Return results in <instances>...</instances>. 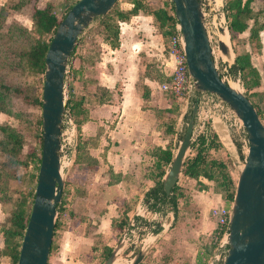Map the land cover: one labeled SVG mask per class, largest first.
<instances>
[{"label": "rangeland", "instance_id": "obj_1", "mask_svg": "<svg viewBox=\"0 0 264 264\" xmlns=\"http://www.w3.org/2000/svg\"><path fill=\"white\" fill-rule=\"evenodd\" d=\"M73 1L74 0H30V2H22L21 0H0V83L5 85H17L27 92L32 90L37 91L39 89L42 76L40 79L39 75L28 70L19 57L20 51L28 46L30 39L37 37L31 25L33 7H43L46 4H50L57 18L60 19L64 9ZM123 1L127 2L128 0H117L116 5L114 4L115 7L119 8L118 4ZM143 1L148 7L156 8L162 6L166 0ZM167 1L169 2V0ZM251 6L253 11H255L260 4L254 1ZM204 12L206 13V21H209L211 35L214 40L218 41L217 35L220 32L219 24H221V22H219V20L221 12L224 14L225 22H227L224 0H221L218 6L214 5L213 0H205ZM97 19L92 21L91 27ZM249 23H251V21H249ZM20 28H25L26 31H21ZM94 29V33H96L95 31H97V28ZM157 33L159 32L157 31ZM245 35L244 33L238 35L239 41L236 47L240 50L245 49L249 57H251L250 60L253 58L252 61L254 62V57L259 55L260 50H257L256 47L251 45L247 38H245ZM160 42L162 45L161 47L164 49V45L166 47L167 42L165 37L164 40L161 37ZM228 48L230 49L229 57L222 56L218 51L214 52L216 57L215 64L220 71H222L221 62L230 63L235 56L230 40L228 41ZM6 50H8V52H6ZM69 60L66 73V97H68V93L72 88L70 72L73 66L74 56L72 55V58ZM163 63L166 71L169 72V66L165 62ZM222 73H224V71ZM229 79L231 81H237L240 90L245 92L241 85L240 78L238 80L235 76ZM161 83L162 82L157 83L158 87L156 86V91L154 93L155 100L157 101V99L160 98L162 101L163 98L167 101L168 105L169 103L173 104L172 108H177V113L173 118V135L171 136V152H174L182 137L184 126L189 116V108L181 114L183 109L179 105V101L176 100L172 94L161 92ZM250 99L252 102H262L264 99V92L260 91L257 92V95H250ZM156 113L159 120L163 119V115H165L164 109H157ZM203 115L204 112H201L199 117ZM38 119L40 120V110L37 106L26 104L20 97L11 93L0 92V125L8 124L14 127L21 141L20 149L15 150V153H13L10 158L0 148V195H3V198H9V195L12 196V201H10V204H5L4 210L7 209L9 211L12 209L15 202L25 196L28 189L34 188L35 186L36 180L34 176L37 174L36 166H38L37 162H35V158H38V154H40V145L35 139V135L38 133ZM213 119V126L216 130L215 133L217 134L218 132L221 142L223 143L221 144V149H219L215 155L217 157L224 156V154L228 156L226 150L228 139L225 136L223 123L217 117ZM170 120L171 118H166L168 124H170ZM261 122H264V120ZM207 123L206 129L213 130L210 119ZM195 134H197V128ZM229 136L234 139V147L236 152H238L235 144L236 142L238 143L237 137L235 135L232 136L231 133ZM193 137L196 139L195 136ZM30 149H35V156L31 158L28 156ZM231 152L233 151L231 150ZM191 154H193V152L189 146L185 159ZM240 159H242V157H240ZM90 169L86 180L84 179L86 177L84 172L79 173L76 171L73 175V180L78 182V184L82 181L84 185L87 183L86 188L82 185H76L77 183H73L68 174L64 176V181L66 183L68 182L69 185L67 189H65L64 196L67 200H65L66 204L62 208L64 213L59 218V226L52 233L51 247L47 259L48 264H101L106 258L104 257L106 254V249H104V247H107L106 243L113 245L111 250L118 243L116 234L112 238L113 241L110 240V230L107 228L108 221L106 222V220H103L104 218H98L100 215L96 216V214L92 212H97V214L100 212V214H102L103 209H107L106 207H108V209L114 213V211L116 212L117 210L116 207L120 205V202L119 200H111L106 204L101 197V192L104 190L102 186L106 180V178L102 177L107 174L106 167L100 164ZM229 170L232 178L236 181V168L231 162ZM182 178L180 174L177 180L180 185L183 183ZM210 183L211 184L208 185L212 186V182ZM185 185L187 186L185 194L177 198L174 209L168 201L158 203L153 208H150V205H148L151 212L141 224L139 223L140 226L144 228L139 230L141 239L144 238L143 244L150 239V236L152 237L148 243L150 246L144 257L145 260L152 261L155 259L157 264H191L192 257L195 254L196 264H203L204 261L201 260L210 252V246H208L210 228L205 226L207 222H199L196 220L195 206L192 204L191 196L188 193L192 190L200 189L193 181L189 184L185 183ZM82 194L85 195L84 199L76 198V196ZM13 199H15L14 204ZM67 201L69 203H67ZM70 208L75 211L72 212L73 216L68 214V211L70 213ZM131 209H129V212ZM4 210L3 212L5 213ZM5 217L6 216L3 214L2 218L0 213V227ZM118 217L119 216H117L116 219ZM125 221L126 217L123 225ZM112 225L115 226L116 224L112 221ZM149 232L152 234L147 236L146 234ZM1 239L2 237L0 235V244ZM140 248L141 243H137L134 249L131 245H126L122 248L121 252L116 255V264H127ZM130 251H132V253H130ZM0 264H10L9 258L0 255Z\"/></svg>", "mask_w": 264, "mask_h": 264}, {"label": "water", "instance_id": "obj_2", "mask_svg": "<svg viewBox=\"0 0 264 264\" xmlns=\"http://www.w3.org/2000/svg\"><path fill=\"white\" fill-rule=\"evenodd\" d=\"M116 1L76 0L59 20L50 37L43 58L40 89L41 142L36 183L15 264H47L57 215L56 205L61 200L66 176L60 166V151L70 53L92 21L105 15ZM169 2L172 3L173 18L180 30L186 71L192 80L194 98L182 137L176 150L171 152L170 162L161 177L162 190L168 196L181 174L186 152L194 139L193 128L199 112L198 98L207 95L241 125L247 144L244 156L240 159L236 151L231 152L233 142L225 133L228 139L226 150L237 176L229 206L226 252L219 264H264V125L245 93L228 83L231 81L229 78H234L229 73L233 60L230 63L222 61V71L216 67L204 17L205 0ZM219 22V31H227L222 12ZM217 42L219 53L229 57L228 45L219 40ZM185 110L183 108L181 114ZM214 117L217 116H211L210 120L216 132ZM72 130L74 132V127ZM216 135L221 141L218 132ZM119 245L117 243L112 248L101 264H112ZM149 246L142 245L129 264H140Z\"/></svg>", "mask_w": 264, "mask_h": 264}, {"label": "crops", "instance_id": "obj_3", "mask_svg": "<svg viewBox=\"0 0 264 264\" xmlns=\"http://www.w3.org/2000/svg\"><path fill=\"white\" fill-rule=\"evenodd\" d=\"M118 6L125 11L130 8V3L123 1ZM242 33L246 34L247 38L248 32ZM160 39L161 35L157 33L152 17L138 12L119 23L117 47L110 48L100 36H95L77 48L73 55L72 67H79L80 73H77L71 82V92L73 98H82V105L87 111V119L80 127L81 135L94 141L93 145L90 144L88 153L95 159L96 165L102 164L106 167L107 174L102 177L106 180L102 186L104 190L101 192L104 203L107 204L111 200L120 202L114 213L108 207L103 209L102 214L92 212L96 216L100 215L98 218L108 221L107 228L110 230L111 241L116 232L112 227V221L123 212L127 215L135 202L142 199L145 192L154 185L156 172L154 150L157 147L164 148L167 143V113L164 112L166 116L163 115V119L159 120L156 111L168 108L170 103L168 105L163 98L162 101L160 98L156 101L154 93L158 83L157 73L168 75L172 71L173 61L163 51ZM259 40V55L254 57V62L253 58L250 61L260 76L256 92H264V29L259 32ZM92 47H95L98 53L93 58L82 61L80 65L79 55H89ZM163 62L169 66V72L166 71ZM101 89L109 93L108 102H98ZM230 139L233 142L234 139L231 137ZM232 144L234 152L236 149L234 143ZM237 150L238 156L243 157L244 151L240 147H237ZM92 167L82 163L69 177L73 183H77L76 185L86 188L87 183L84 185L82 181L78 184L73 180V175L76 171L84 172L86 180ZM200 181L207 187L188 193L195 206L196 220L207 222L205 226L211 231L214 224L209 217V209L225 205V202L220 194L208 185L210 182L202 178ZM190 182L191 180H188L187 183ZM76 198L84 199L85 195H78ZM70 210L75 212L74 209ZM0 213L3 218L5 213L1 205ZM0 235L2 237L1 232ZM106 244L107 247L113 246L110 243ZM195 261L194 254L191 264H196Z\"/></svg>", "mask_w": 264, "mask_h": 264}, {"label": "trees", "instance_id": "obj_4", "mask_svg": "<svg viewBox=\"0 0 264 264\" xmlns=\"http://www.w3.org/2000/svg\"><path fill=\"white\" fill-rule=\"evenodd\" d=\"M22 2H30V0H21ZM36 1V0H34ZM74 0L69 4L63 11L61 18L64 16L68 8L75 2ZM257 1L260 6L258 9L253 11L251 4ZM130 3V8L128 10H121L118 7H112L105 15L99 17L97 21L90 26L85 33L77 40V43L70 53V57L75 54L76 49L83 46L86 42L91 41L95 36H100L102 41L108 44L110 48H115L118 46V34H119V23L124 22L130 18V16L137 14L138 12H143L152 17V23L161 35L164 40L172 34L174 30V18L172 12V3L167 0L162 6L151 8L143 0H128ZM224 10L226 12L227 19V31L229 40L232 42V50L234 52L233 63L229 68V73L232 77L240 78L241 85L245 90V95L250 99V95H257L256 88L259 87L260 76L257 69L252 65L248 52L245 49H237L236 45L238 44L239 37L242 32L247 31L248 42L256 47L257 50L260 49V40L259 32L264 29V0H224ZM60 18V19H61ZM53 10V7L50 4H46L43 7H33L31 14V25L33 30L36 32L37 37L30 39L28 46L24 48L19 53V57L22 60L24 66L31 70L33 73L39 75L41 79L42 72L44 69L43 58L48 47L50 37L58 24L59 20ZM251 21V23H249ZM94 28H97L96 33H94ZM22 31H26L25 28H20ZM91 34V35H90ZM164 51L166 47L164 45ZM8 52V50H6ZM98 51L95 47H92L89 50V55L85 54L79 55V63L81 65L82 61H87L93 58ZM157 71V69H156ZM71 80L79 72V67H72L71 69ZM156 80L158 82L168 81L169 76L162 73H157ZM42 82V81H41ZM40 87L37 91L27 92L23 88H20L17 85H5L0 83V92L11 93L15 96L20 97L24 103L37 106L40 110ZM145 94L142 92V96ZM110 95L106 90H99L98 102H108ZM251 100V99H250ZM253 107L256 110V113L260 121L264 120V101L257 104L252 102ZM65 105L72 112V117L77 129V142L75 146V154L72 166L68 171V176L71 172L79 168V165L82 163L87 164L88 166L96 165L95 159L89 155L88 148L90 144H94L89 137L85 138L81 135L80 127L82 123L87 119V111L82 105V98L77 97L73 98L71 89L68 93V97L65 101ZM173 104L166 109L164 112L167 113V118H171L170 124L167 125V143L164 148L157 147L154 150V156L156 161L154 165L156 167V172L154 174L155 181L154 185L148 189L144 196L143 200L150 208H153L156 204L161 202H169L174 209L176 206L177 198L182 194H185L186 185L185 183L188 180L196 183L198 188L205 189L207 186L200 181V178L205 179L208 182H212V188L215 192L219 193L221 198L225 202V206H229L232 200L235 180L231 176L230 168V159L226 154L224 156L217 157L215 153L221 149V144L217 138L215 132L211 129H207L206 134L196 135V139H193L190 143V149L193 154L187 157L184 161L181 178L182 185L179 181L170 189V194L165 196L162 187H161V177L165 172L166 167L168 166L171 158V141L173 135V123L174 115L177 113V108H172ZM264 125V122H262ZM40 120L37 121L38 133L35 135L37 143L41 142L40 139V129H39ZM208 124V123H206ZM208 127V126H207ZM169 135V137H168ZM236 147L239 148V143H235ZM21 141L19 135L14 127L8 124L0 125V148L3 152L10 158V156L15 153V150L20 149ZM213 153V154H212ZM28 156H35V149H30ZM38 158H35V162H39ZM78 166V167H77ZM36 166V170H37ZM36 180V174L34 176ZM72 181V180H71ZM72 183V182H71ZM68 182H65L64 188L62 190L61 200L56 205L57 216L55 218L53 232L59 226V218L64 213L62 211L63 206H65L67 200L64 198L65 189L68 187ZM33 189L30 188L26 191L25 196L20 200L15 202L12 209L9 211L5 208V204H10L12 201V196L3 198V195H0V205L5 211V219L2 221L0 227V232L2 234V246L0 247V255L6 256L10 260V264H15L18 255V248L20 245L21 237L24 232V228L28 219L29 211L31 208L33 200ZM13 199V204H14ZM151 202V203H150ZM67 203H69L67 201ZM149 207V206H148ZM7 212V213H6ZM68 214L72 215V211ZM126 217V212H123L119 215L117 219H114L113 222L116 224L112 227L116 230L121 229L124 220ZM117 222V223H116ZM116 231V236L118 232ZM53 235V234H52ZM117 238V237H116ZM51 247V246H50ZM106 249V254L104 257H107L110 253L111 247H104ZM48 264V262H47ZM140 264H157L156 260L148 261L143 259Z\"/></svg>", "mask_w": 264, "mask_h": 264}, {"label": "built area", "instance_id": "obj_5", "mask_svg": "<svg viewBox=\"0 0 264 264\" xmlns=\"http://www.w3.org/2000/svg\"><path fill=\"white\" fill-rule=\"evenodd\" d=\"M204 17L210 48L214 60H216L214 52H219L218 42L214 40L211 35L209 21H206V13H204ZM166 51L167 55L172 58L173 68L172 71L168 74V81L162 82L160 84V91L172 94L175 99L179 101V105L182 107V109H188L190 108V105L193 101L194 92L192 80L186 71L180 30L176 23H174V30L172 34L167 38ZM198 108L199 112L194 123L193 136L202 133L206 134V123L211 116L216 115L222 121L225 127L226 135L229 136L230 133L232 135H235L237 137L240 149L245 152L247 144L245 140L244 130L228 111L220 107L215 100L207 95H201L198 98ZM201 112H204V115L202 117H199V114ZM73 127L75 129L74 132L72 130ZM196 128L197 134H195ZM62 129L63 138L62 148L60 151V166L63 169L64 173L67 175L74 160L75 146L77 142L76 125L72 117V112L67 107H65V114L63 115ZM229 206L221 205L217 207H211L209 209V215L213 221L214 226L210 231L209 236L210 252L204 258V264H219L225 255ZM150 212L151 211L148 207V204L144 202L143 198L135 202L133 208L126 215L125 224L118 232L117 242L120 245L116 252L117 254L120 253L122 248L126 245H131L133 249L136 247L137 243H141V246L143 245L144 238L141 239L139 230H142L144 228H142L140 224L145 220L146 216L150 214ZM151 234L152 233L149 232L146 235L149 236ZM130 253H132V251H130ZM129 262L127 264H129Z\"/></svg>", "mask_w": 264, "mask_h": 264}, {"label": "bare ground", "instance_id": "obj_6", "mask_svg": "<svg viewBox=\"0 0 264 264\" xmlns=\"http://www.w3.org/2000/svg\"><path fill=\"white\" fill-rule=\"evenodd\" d=\"M213 1H214V5H217V6L220 5V3H221V0H213ZM217 37H218L219 41L223 42L225 45H228V33H227V31L223 30L222 32L218 33ZM229 55H230V52H229ZM228 83L233 88H236V89L240 90V86H239L238 82L230 81ZM151 239H152V237L150 236L149 240H151ZM149 240L143 245H147L149 243ZM116 263H117V259H114L112 264H116Z\"/></svg>", "mask_w": 264, "mask_h": 264}]
</instances>
